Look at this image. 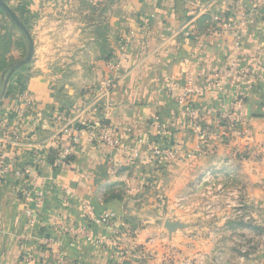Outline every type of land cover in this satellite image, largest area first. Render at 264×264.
Wrapping results in <instances>:
<instances>
[{
  "label": "crops",
  "instance_id": "obj_1",
  "mask_svg": "<svg viewBox=\"0 0 264 264\" xmlns=\"http://www.w3.org/2000/svg\"><path fill=\"white\" fill-rule=\"evenodd\" d=\"M215 14L232 26L216 24ZM104 17L87 42L73 43L58 60L48 43L34 40V56L7 84L10 47L0 40V64L7 65L0 67V166L22 168L39 154L35 175L46 194L39 205L26 197L28 180L0 176V264H58L46 237L66 264H133L123 255L127 245L145 247L150 264H264V241L246 255L237 244L264 237V0H120ZM124 41V58L112 69ZM220 71L230 73L214 85ZM189 74L209 85L183 105ZM25 89L37 122L24 119L13 142L3 137V120L12 122ZM188 108L204 120V132L219 126L224 111L245 132L222 126L203 141ZM68 118L83 131L67 163L55 166L72 143ZM100 128L119 144L91 140L89 130L98 136ZM155 147L166 153L156 155ZM208 172L216 176L196 187ZM85 204L95 217L115 212L123 235L92 219ZM243 204L253 213L246 231L234 220ZM167 219L188 226L170 233Z\"/></svg>",
  "mask_w": 264,
  "mask_h": 264
},
{
  "label": "rangeland",
  "instance_id": "obj_2",
  "mask_svg": "<svg viewBox=\"0 0 264 264\" xmlns=\"http://www.w3.org/2000/svg\"><path fill=\"white\" fill-rule=\"evenodd\" d=\"M118 1L120 0H5V3L22 19L33 37V42L37 40L38 45L43 47L48 43L50 46L46 49L49 56H53L56 58L55 60H58L59 57L69 55L68 52L73 43H78L79 41L87 42L89 36L94 34L95 26L105 21V11ZM214 22L220 25L216 21ZM0 29L4 37V39L0 38V40L4 43L5 48L10 47L8 54L11 57L6 64H15L25 59L29 50L28 39L11 18L7 16L1 6ZM80 29L81 33L86 35V37L80 36ZM46 39L47 42H45ZM42 51L39 48L37 54H42ZM5 66L7 65L0 64L2 68ZM9 72L7 71L6 76H8ZM241 128L236 132L244 134V126L242 125ZM238 153L244 155L246 150L241 149ZM213 175L216 176V172H208L203 182L211 179L210 177ZM234 220L238 222L239 229L246 231L247 226L253 220L252 210L244 204L239 205L234 210ZM246 234L239 232V235L246 236ZM259 237L261 240H253L251 243L246 240L237 241L241 254L246 255L248 253L249 249L247 247L249 245L252 247L262 244L264 237ZM123 251V255L129 257L128 259L133 261V264H150L149 261L152 259V254L142 246L133 248L127 245ZM125 262L126 259L122 263Z\"/></svg>",
  "mask_w": 264,
  "mask_h": 264
},
{
  "label": "built area",
  "instance_id": "obj_3",
  "mask_svg": "<svg viewBox=\"0 0 264 264\" xmlns=\"http://www.w3.org/2000/svg\"><path fill=\"white\" fill-rule=\"evenodd\" d=\"M214 21L219 23L220 25H225L228 27L232 26V23L229 22V19L226 18L224 15L216 14L214 16ZM237 37V45H239L242 41L243 34L241 31L236 30L235 32ZM120 54L117 56L116 61H110L109 66L112 69H117L119 67L120 61L122 58H124V53L127 49V41H124L119 45ZM249 70L243 71L244 74L249 73ZM229 72L220 71L215 74L217 79L213 81L214 85H219L223 79L226 77V75H229ZM114 83H108L106 86V90L110 91V89L113 87ZM208 84H201L199 83L193 74H189L187 77V86L182 92V94L179 96V102L183 105H186L189 101V96L193 93H200L203 92ZM17 107H15L14 110V117L12 118V122L9 121L8 123L5 122V119L3 120L4 125L7 127L5 128V132L3 134L4 139L11 140L13 142H18L21 140L22 133L20 131V127L24 121V119L29 118L32 116L33 124H36L37 118H35L34 111L36 109V101L34 96L30 93L29 90H23L20 95L19 99L16 102ZM186 113L191 117L194 126L196 127V130L200 134L202 140L206 141L209 137L216 138L219 136V133L217 131V128L224 126L222 125L223 121L227 118H229V114H226L227 112L224 111L221 113V116H219L218 124L219 126L217 128H211L208 130V132H204L201 130L202 124L200 123L196 112L194 109H186ZM69 120V124L64 128L65 132H69L72 135V143L68 147L64 148L61 152L56 154L53 160V165L55 166H63L65 163H67V160L69 156L71 155V152L73 150V146L77 145V143L80 141L81 133L83 130H81L78 126L74 125L72 120ZM229 127L235 130L242 129V124L240 119L234 118L230 120ZM89 137L91 140H94L98 138L100 141H102L105 144L116 146L119 144V141L112 137V135L109 133L107 129L100 128L98 136L94 135L93 129L89 130ZM154 152L156 155H161L163 153H166V151L160 147H155ZM2 158V157H1ZM37 161L35 160V163L28 164L22 168H11L9 165H1L0 166V176H7L8 174H13L18 178L23 179L24 181H29V185L24 186V192L26 194L27 199L34 200L37 204L42 205L45 200V190L43 187H41L39 183V175L36 176L35 173H37V169L40 166L42 159L39 154L36 156ZM1 162V161H0ZM204 178L199 182H196V187H200L204 181ZM85 208L88 212V214L91 216L92 219H94L96 222L109 225L116 235H123L125 230L120 229L116 223V213L111 210H105L103 211L98 217H95L94 212L90 205L85 204ZM27 216L29 220V225L34 226L36 223V214L33 212V210L28 209L27 210ZM73 233H78L79 231L83 232V229H70ZM44 244L46 245V249L49 250L52 248L53 240L50 237H46L43 240ZM54 259L58 264H66L64 261V258L60 252L54 253ZM140 264V263H139Z\"/></svg>",
  "mask_w": 264,
  "mask_h": 264
},
{
  "label": "water",
  "instance_id": "obj_4",
  "mask_svg": "<svg viewBox=\"0 0 264 264\" xmlns=\"http://www.w3.org/2000/svg\"><path fill=\"white\" fill-rule=\"evenodd\" d=\"M0 5L3 7L4 10H6V12H10V7H8V5L5 3L4 0H0ZM21 25V24H20ZM21 29H23L25 31V28L21 25ZM26 33V32H24ZM28 39V45H29V50H28V54L26 56L25 59H23L22 61H19L18 63L12 64L11 65V69L9 70V74L7 76V80H6V84L9 81L10 77L12 76V74L21 66L25 65L26 63H28L32 57H33V53H34V44H33V40L31 39V35H29L28 33H26L25 35ZM188 225L185 224L184 222L181 221H172L171 219H167L165 222V227L168 229V231L170 233H173L174 231H176L179 228H184L187 227Z\"/></svg>",
  "mask_w": 264,
  "mask_h": 264
},
{
  "label": "trees",
  "instance_id": "obj_5",
  "mask_svg": "<svg viewBox=\"0 0 264 264\" xmlns=\"http://www.w3.org/2000/svg\"><path fill=\"white\" fill-rule=\"evenodd\" d=\"M5 1V0H4ZM1 6V5H0ZM1 8L3 9V7L1 6ZM4 10V9H3ZM10 10V12L8 13V12H6V10H4V12L7 14V16H9V18H11V20L14 22V24L22 31V33L24 34V35H26V33H28L29 35H30V32H29V30H28V28L25 26V24L23 23V21H22V19L16 14V12L15 11H13L11 8L9 9ZM25 28V31L23 30V29H21V25ZM24 32H26V33H24ZM12 65V64H11ZM11 65H9V67H8V69H7V71H9L10 69H11ZM6 71V72H7ZM9 92V91H8ZM8 92H7V94H8ZM14 117V111H12L11 112V117L10 118H13ZM199 119V121H200V123L203 125V122H204V120L203 119H200V118H198ZM230 120H232L231 118H227V119H225L224 121H223V123H222V125H224V126H229V124H230ZM203 127H204V125H203ZM202 127V128H203ZM49 252H50V256H53V254H54V249H53V247L51 248V249H49ZM122 253H123V251H122Z\"/></svg>",
  "mask_w": 264,
  "mask_h": 264
}]
</instances>
